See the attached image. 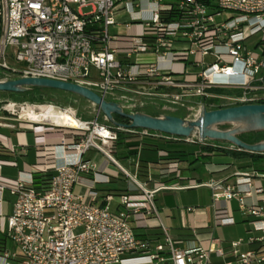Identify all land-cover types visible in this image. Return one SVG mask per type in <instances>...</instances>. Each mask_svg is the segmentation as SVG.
I'll return each instance as SVG.
<instances>
[{
    "label": "built area",
    "instance_id": "obj_1",
    "mask_svg": "<svg viewBox=\"0 0 264 264\" xmlns=\"http://www.w3.org/2000/svg\"><path fill=\"white\" fill-rule=\"evenodd\" d=\"M214 2L0 0V69L17 77L86 86L130 113L153 99L187 106L188 119L205 109L264 103V0ZM87 6L92 10L84 12ZM170 12L175 15L169 17ZM122 14L124 21L118 19ZM134 24L140 25V32L114 29ZM49 106L72 114L78 124L23 117L26 110ZM15 121L63 129L73 140L63 139L53 149L56 172L45 183L29 164L16 178L3 174L4 165L13 162L1 157L9 146L0 134V264H213L212 254L226 255L219 239H174L156 202L160 191L203 186L212 191L217 224L235 223L229 212L232 200L251 217L249 237L231 242L234 259L225 264L264 263L263 175L244 171L233 181L188 178L182 185L154 181L152 188L138 178L145 138L200 144L208 139L109 125L98 117L82 118L72 107L7 100L0 105V128H16ZM121 132L125 148L136 158L134 174L114 157ZM91 150L101 152L134 184L118 195L116 205L113 194L103 196L96 187L110 182L111 176L86 157ZM159 155L168 159L171 153L160 149ZM161 174L182 178L176 163ZM82 178L90 183L78 193L75 186ZM252 197L256 201L248 202ZM151 218L159 219L162 240L138 232L137 227H147ZM255 241L261 247L241 250L245 242ZM128 258L137 260L125 262Z\"/></svg>",
    "mask_w": 264,
    "mask_h": 264
},
{
    "label": "crops",
    "instance_id": "obj_2",
    "mask_svg": "<svg viewBox=\"0 0 264 264\" xmlns=\"http://www.w3.org/2000/svg\"><path fill=\"white\" fill-rule=\"evenodd\" d=\"M127 17L125 15H119L118 19L124 21ZM124 27V26H120ZM119 28V27H118ZM126 29V28H124ZM118 30V29H117ZM121 31V30H119ZM127 32V30H126ZM97 107V106H96ZM95 114L99 112L97 107ZM87 119V118H85ZM93 119V118H88ZM16 124V128L1 127L0 131L5 136L4 141L9 146V149L2 153L3 157L7 161L13 163H7L3 167V174L5 176L16 178L19 172L24 170L25 164L32 166L36 176L41 174H54L55 158H53V149L62 143L63 139L66 142H72L73 137L69 131L63 129L51 128L43 124H29L25 122H13ZM104 123V122H102ZM233 127L232 124H223L220 129H229ZM203 146L219 147L225 151L214 150L208 151L203 149ZM11 148H15L12 151ZM31 149H34L36 155V162L31 163L29 161V155ZM61 148H58V154H61ZM160 149H166L170 151L171 156L168 159H162L159 155ZM229 150H242L234 144L228 141L208 139L207 144L191 143L187 141H168L160 138H145L143 140V147L141 149L140 169L138 172V178L141 182L146 183L147 187L152 188L154 181H166L168 184H174L179 182L180 185L185 184L188 178H193L198 182H208L210 180H228L233 181L236 178L237 172L255 171L261 177L264 186V160L256 166L257 161H253L250 157L234 156L228 153ZM155 155H151L152 153ZM86 157L92 158L98 163L100 171L106 172L111 176L110 182L99 184L96 187L99 189L101 195L111 193L114 195V205L118 203V195L128 189H133L134 184L132 180L126 176L117 165L111 162L101 152L91 150L86 154ZM114 157L118 163L124 167L130 174L136 172L135 162L136 158L128 154L127 148L117 143V147L114 151ZM176 163L180 168V180H175L174 175L165 177L161 174V171ZM90 183L89 178H82L81 182L75 186V190L78 193H84L87 185ZM205 189L209 201L207 203V209H194L189 212H184L183 223L177 227L176 230H172L166 225V218L162 215L159 207V214L161 221L168 228L169 234L180 242H186L190 240H208L210 238H218L225 251V257L212 254L213 264H225L226 261L234 259L232 255L231 242L238 240L239 238H248L249 230L251 226L249 224L250 216H244L239 210V206L236 200L230 202L229 212L234 217L235 223L232 224H217L214 218V208L212 202V191L209 187L203 186L199 188L189 189H166L157 193V198L160 193L166 191H187V190H203ZM162 196V195H161ZM166 197V195H163ZM256 201L255 197L249 198L248 202ZM158 205V204H157ZM8 210H10V205ZM178 213L181 211L177 206ZM212 217L210 218L209 213ZM190 213V214H188ZM159 219L151 218L147 227H137L141 236L146 238H152L157 241L163 239V231L158 227ZM244 224L245 234H234L232 231L233 226ZM229 228V232L226 230ZM158 229L161 232L160 237H150L148 235L150 230ZM219 231V233H218ZM261 232H255L254 236H260ZM261 242H245L241 245L242 251L249 249H257L261 247ZM132 260V261H131ZM135 258H128L125 262L131 263ZM264 264V263H263Z\"/></svg>",
    "mask_w": 264,
    "mask_h": 264
},
{
    "label": "water",
    "instance_id": "obj_3",
    "mask_svg": "<svg viewBox=\"0 0 264 264\" xmlns=\"http://www.w3.org/2000/svg\"><path fill=\"white\" fill-rule=\"evenodd\" d=\"M27 87L52 88L70 92L90 100L115 126L140 128L159 131L177 136L189 137L197 134L202 139L228 141L239 149L251 153H264V142L250 144L238 135L242 132L264 130V103L240 104L213 110H204L194 119H185L177 115L167 114L160 117L137 111L127 112L115 101L107 100L96 91L68 81L43 77H17L0 80V91L21 93ZM129 119L130 123H120L114 115ZM235 123L231 129H220L219 124Z\"/></svg>",
    "mask_w": 264,
    "mask_h": 264
},
{
    "label": "rangeland",
    "instance_id": "obj_4",
    "mask_svg": "<svg viewBox=\"0 0 264 264\" xmlns=\"http://www.w3.org/2000/svg\"><path fill=\"white\" fill-rule=\"evenodd\" d=\"M91 10H92V6H87L83 9L84 12H89ZM114 29L121 30L122 32L127 30V33H132V32H140L141 27L139 24H134L130 27V29H124V27L122 28L120 26L119 28L116 27ZM5 74L7 76L13 75L0 69V80L6 79ZM7 100L17 101L19 103L27 102L29 104H40V105L56 104L51 102H43V103L31 102L24 99L22 93L0 91V105ZM56 105H60V104H56ZM60 106L72 107L73 109H76L78 115L82 118L88 119V118L98 117L100 122H104L109 125L112 124L102 112L98 113L97 116L95 114L96 105L82 96L75 95L74 98H71V105H60ZM140 109L145 112H162V114L164 115L172 114V115L190 116L191 114V110L187 106L173 105V104L165 103L159 99L148 100L145 106L141 107ZM218 126H222V124H219ZM2 132L4 131H0V134ZM155 154L156 152L155 153L153 152L151 155H155ZM29 161L31 163L36 162V155L34 149H31L29 155ZM163 195H166V197H164ZM208 201H209V197L205 189L187 190V191H166L160 193L158 198L156 195V202L160 207V211L162 215L166 218V225L172 230H176L177 227H183L181 226V224L183 223L184 212H189L188 208H186L187 206H194L195 210L202 208L207 209L208 207L206 205ZM177 206L180 207L181 210L179 213L176 210ZM8 208H9V204L7 203L6 209L8 210ZM209 215L211 218L212 217L211 212L209 213ZM226 230L229 232V228ZM232 231L234 234L237 235L246 233L244 224L233 226ZM9 245H12V243L9 242Z\"/></svg>",
    "mask_w": 264,
    "mask_h": 264
},
{
    "label": "trees",
    "instance_id": "obj_5",
    "mask_svg": "<svg viewBox=\"0 0 264 264\" xmlns=\"http://www.w3.org/2000/svg\"><path fill=\"white\" fill-rule=\"evenodd\" d=\"M203 1L209 5L215 4L214 0H203ZM174 15H175L174 12H170V15H168V16L172 17ZM13 78H17V75L10 76L8 79H13ZM21 93H22L24 99L31 101V102H40V103L51 102V103H56V104H60V105H71V98H74L76 95V94L66 92V91H61V90L51 89V88H43V87H27V89ZM138 111H142V110L139 109ZM142 112H145V111H142ZM145 113H148L150 115L157 116V117L164 115V114H162V112H145ZM177 116H180V117L185 118V119H188L190 117L189 115L188 116L177 115ZM114 119L120 123H130L131 122L129 119L124 118V117L117 115V114L114 115ZM228 124L233 125V127H231V128H234L237 126V124H235V123H228ZM111 125H113V124H111ZM231 128H229V129H231ZM238 136L243 141L250 143V144L264 142V130L242 132ZM117 143L121 146H125L124 135L122 132L120 133V138H119V141ZM231 144H233V143H231ZM203 149H206V150L211 151V152L214 150L225 151L222 148H219V147L214 148L211 146H203ZM228 153H231L234 156L250 157L253 161L254 160L257 161V163H255L256 166H258L264 160V153H251V152L246 151V150H238V151L229 150ZM50 175L51 174H41L40 176H37V179L46 183V182H48ZM148 235L150 237H160L161 232L158 229H154V230H150Z\"/></svg>",
    "mask_w": 264,
    "mask_h": 264
},
{
    "label": "bare ground",
    "instance_id": "obj_6",
    "mask_svg": "<svg viewBox=\"0 0 264 264\" xmlns=\"http://www.w3.org/2000/svg\"><path fill=\"white\" fill-rule=\"evenodd\" d=\"M24 118H30L35 120H52L57 122L58 124H70V125H77L78 120L74 118V116L66 111L56 110L52 107H46L41 111L35 110H26L23 113Z\"/></svg>",
    "mask_w": 264,
    "mask_h": 264
},
{
    "label": "flooded vegetation",
    "instance_id": "obj_7",
    "mask_svg": "<svg viewBox=\"0 0 264 264\" xmlns=\"http://www.w3.org/2000/svg\"><path fill=\"white\" fill-rule=\"evenodd\" d=\"M224 124H226V123H224ZM222 126H223V124H222ZM222 126H221V127H222ZM219 127H220V126H219Z\"/></svg>",
    "mask_w": 264,
    "mask_h": 264
}]
</instances>
